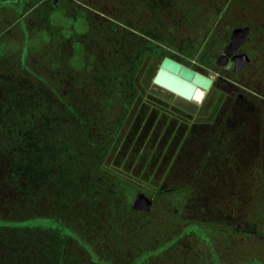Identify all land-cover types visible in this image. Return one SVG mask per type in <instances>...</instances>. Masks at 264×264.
<instances>
[{
    "label": "rangeland",
    "instance_id": "1",
    "mask_svg": "<svg viewBox=\"0 0 264 264\" xmlns=\"http://www.w3.org/2000/svg\"><path fill=\"white\" fill-rule=\"evenodd\" d=\"M142 1L0 0V97L5 99L4 87L11 83L20 93L22 90L30 92L33 88L32 94L35 98L58 99L57 90L47 88V85L48 81L56 85L60 80L64 93L59 100L64 111L62 114L58 111L49 116L45 115L48 123H52L53 127L59 125L58 128H66L71 126L69 120L72 123L76 120L79 125L94 130L95 122L89 121L82 110L72 106L71 101L76 98L68 89L73 87L79 90L78 88L84 87V81L88 83L86 87L91 89L93 80L89 77L91 72L86 70L89 69L86 64L91 61V51L104 53V48L93 46L94 42L103 43L99 39L107 35L114 51L117 37L126 36L132 40L134 37L130 33L138 34L129 29V23L124 21L156 20L148 17V8ZM123 4L126 10H123ZM24 13L26 18L14 21ZM101 22L105 26L102 32L97 30V25ZM106 26L112 27L111 31L105 32ZM134 40L137 41L136 38ZM86 42L89 44L87 48ZM172 54L173 57L165 56L161 59L149 57L142 63L135 78L138 96L134 107L101 163L103 170L111 172L115 181L120 179L126 185L134 186L139 193L152 201L149 212L137 211L144 212L149 217L145 219V214L140 217L135 215L133 218L142 220L143 226L134 227L133 220L125 215L128 208L124 205L127 203L123 207H116L111 188L101 182L100 176H97L99 183L92 190L79 186V205L77 209L74 207L68 211L74 220L81 219L90 228L91 234L73 233L71 230L65 233L69 229L63 230L70 245L75 246L81 253L79 258L67 257V264H149L157 255L160 257L155 264H175L177 260L185 264H194L201 260L210 263L214 260L215 264H223L220 258L215 260L212 255L196 252V247L204 252L205 243L202 240L206 237L203 232H197L190 225H199L204 230L207 225L214 224L240 231L255 230L253 224L245 222V217L257 218L264 210V174L260 172L264 167V121L258 122L250 115L243 122L239 134H232L226 118L231 114L229 108L237 97L236 93L231 95V87L222 81L214 84L218 76L230 78L232 63L210 70L201 66L195 58L182 57L178 51H172ZM166 57L210 80L211 85L204 92L201 101L182 102L176 96L158 90L153 85V79ZM84 58L86 62H82ZM78 69H81V74ZM240 80L244 81L242 78ZM153 89L164 92L171 98L156 95L151 91ZM21 97L19 93L15 96L16 104L21 102ZM144 103H149L148 109L142 106ZM141 113L144 114L141 116ZM159 116L161 121L156 122ZM15 117L20 118L18 114ZM145 119L148 120L143 127L142 122ZM9 123L10 118L2 120L0 135L11 132ZM192 127L196 128L195 132L209 130L210 135L204 132L191 145L185 141V133ZM19 136L24 139L27 132H21ZM59 145L60 143L57 144L58 147ZM4 169L13 171V168L9 170V164L2 157L0 217L8 219L24 215L25 212L18 213V208L15 209V193L8 182L3 181ZM52 170L56 178L51 179V185L63 183L65 168L59 164L55 169H49ZM181 185L192 187L184 194L156 197L159 190L175 189ZM48 190L51 191V188ZM53 198L55 200L56 196L50 195V199ZM171 198L180 202H174L176 199ZM53 219L52 222H59L58 219ZM37 224V221L32 222V226ZM54 224L59 229L57 231L61 232L62 225ZM9 225L1 224L0 228ZM24 227L26 228L20 229V235L16 234V242L22 239L25 232H29V226L24 224ZM166 230L171 234L163 233ZM195 231L198 237L190 235ZM161 234L163 235L159 237ZM228 235L234 236L231 233ZM100 236L107 250L104 255L108 254L103 257L95 251ZM141 236L142 240L138 242ZM258 236L264 240V234ZM225 248L228 250L226 245ZM62 256L59 253L56 258H52L54 264H59L57 262H60Z\"/></svg>",
    "mask_w": 264,
    "mask_h": 264
},
{
    "label": "trees",
    "instance_id": "2",
    "mask_svg": "<svg viewBox=\"0 0 264 264\" xmlns=\"http://www.w3.org/2000/svg\"><path fill=\"white\" fill-rule=\"evenodd\" d=\"M144 2L148 8V17L156 20L124 21L129 23V29L138 33H130L137 41L134 38L129 40L126 36L117 37L114 51L107 35L99 39L103 43L94 42L93 46L104 48L102 50L104 53L91 51V61L86 64V67L89 66L86 70L91 72L89 77L93 80L90 84L91 89L86 87L88 83L85 81L84 87L78 88L79 90L73 87L68 89L76 98L72 99V106L82 110L89 121L95 122L98 130L83 127L76 120L74 123L69 120L71 126L66 128L63 126L58 128L59 125L53 127L52 123H48L45 115L49 116L58 111L62 114L64 111L59 100L64 93L60 80L56 85L48 81L47 85V88L57 90L58 99L35 98L32 94L33 88L30 92L22 90L24 93H20L11 83L4 87L7 92L3 91L5 99L0 97V125L2 120L10 118L8 126L11 132L0 135V149L2 148L0 160L2 157L5 158L9 170L13 168V171L4 169L2 176L3 181H6L4 183L8 182L15 193L13 201L16 202L15 209L18 208L16 211L25 213L8 219L0 217V225L10 224L9 227L0 228V264H52V262L54 264L52 258H56L59 253L63 255L60 262L55 261L59 264H67L65 262L67 257H81L78 249L70 245V241L65 238L63 230L69 229L65 233L73 231L91 234L90 228L88 229L81 219L74 220L68 210L74 207L77 209L79 205L78 187L92 190L99 183L97 176L101 177L103 184H108L111 188L116 207L121 205L123 207L125 202L127 203L124 205L128 208L125 215L133 220L134 227L143 226L142 220L137 221L133 218L135 215L138 214L140 217L141 214H145V219H148V214L132 208L135 197L140 194L139 190L132 185H126L120 179L115 181L111 172L103 170L104 166H101L121 125L134 107L138 96L135 78L147 58L171 57L172 51H178L182 57L195 58L201 66L216 70L215 58L228 44L231 31L247 27L249 33L244 50L249 63L244 69L242 79L250 92L257 90L264 96V0H143L142 3ZM123 10H126L125 5ZM103 27H105L103 22L98 23L97 30L102 32ZM110 28L112 27L106 26L105 32L111 31ZM86 46H89L87 42ZM82 62H86V58ZM78 72L81 74V69H78ZM256 76L260 79L259 86H256ZM151 91L156 95L171 98L164 92L155 89ZM18 93L22 97L21 102L16 104L14 99ZM148 105L149 103H144L142 106L148 109ZM15 114L20 118L17 119ZM143 114L141 113V116ZM160 119L159 116L158 121H161ZM21 132H27L24 139L19 136ZM59 164L65 168L64 182L52 186L51 179L55 180L56 174L54 170L49 169H55ZM260 172L264 174V167ZM49 187L51 191L48 190ZM191 187L181 185L175 189L159 190L156 197L184 194L191 190ZM50 195L56 196V199L51 200ZM173 199L176 198H171ZM174 202L180 201L176 199ZM53 218L59 222H52ZM33 221H37V226H32ZM245 222L253 224L255 230L240 231L215 224L207 225L204 230L199 225L191 224L190 227L194 226L197 232L201 234L203 232L206 237L202 240L205 243L204 252L199 247H196V252L212 255L215 260L220 258L223 264H264V240L258 236L264 234V210L257 218L245 217ZM54 223L62 225L61 232L57 231L59 229ZM24 224L29 226L30 229H27L29 232H25L22 239L16 242V234L20 235V229L26 228ZM196 231L188 235L198 237ZM163 233L171 234L167 230ZM228 233L234 236H229ZM101 236L98 237L95 251L103 257L108 254L104 255L107 250L102 244ZM141 240L142 236L138 242ZM159 257L157 255L156 259L152 258L149 264L153 262L155 264ZM175 264L185 262L177 260ZM194 264H215V261L212 260L210 263L201 260Z\"/></svg>",
    "mask_w": 264,
    "mask_h": 264
},
{
    "label": "water",
    "instance_id": "3",
    "mask_svg": "<svg viewBox=\"0 0 264 264\" xmlns=\"http://www.w3.org/2000/svg\"><path fill=\"white\" fill-rule=\"evenodd\" d=\"M249 28L233 29L229 36V42L226 45L223 55L217 60L218 66H223L228 58L233 63V72L239 70L249 63V58L245 54H236V52L246 43ZM153 85L170 95L176 96L182 102L201 101L204 92L209 88L211 82L209 79L194 73L190 69L182 66L169 58H164L154 79ZM178 99V100H179ZM152 201L144 194H138L132 208L135 211L149 212Z\"/></svg>",
    "mask_w": 264,
    "mask_h": 264
},
{
    "label": "flooded vegetation",
    "instance_id": "4",
    "mask_svg": "<svg viewBox=\"0 0 264 264\" xmlns=\"http://www.w3.org/2000/svg\"><path fill=\"white\" fill-rule=\"evenodd\" d=\"M224 49L215 58V66L217 68L222 67V66H218L217 60L220 56L223 55ZM236 54H245V55L247 54L246 51L244 50V45L236 52ZM228 63H232L230 58H228L227 61H224V65ZM245 67L246 65L242 67L239 70V72L234 73L233 63H232V72H231L230 78H224L222 76H218L216 83H214L215 85H217V83H221L222 81L226 86L231 87V90H232V92H230L231 95L236 93L237 97L235 101L232 103L231 107L229 108V110L231 111V114L226 118V124H228L230 128H233V130H230L232 134H239L238 132H240L239 129L242 127L243 122L249 119L250 115H252L254 119H257L258 122L260 120L264 121V103H263L264 96H262L260 92L257 90L250 92L245 86V84L243 82H240L241 81L240 79L243 78L242 76H243ZM255 79H256V86H259L260 84L259 77L256 76ZM234 112H236V114ZM149 115L150 113L148 114V116ZM222 115L224 114L222 113ZM232 115H234V117ZM147 120L148 119H145L142 122L143 127H145L144 124L146 125ZM156 122H158V117L156 119ZM195 131H197L196 128L192 127V129H190L189 131L185 133V141H188L191 145L195 143L194 141L196 140V137L201 138L204 132H207L208 135H210L209 130H206V131L200 130L198 132H195ZM195 133H197V135ZM212 133H215V132L212 131Z\"/></svg>",
    "mask_w": 264,
    "mask_h": 264
},
{
    "label": "crops",
    "instance_id": "5",
    "mask_svg": "<svg viewBox=\"0 0 264 264\" xmlns=\"http://www.w3.org/2000/svg\"><path fill=\"white\" fill-rule=\"evenodd\" d=\"M41 1H45V0H41ZM54 4H55V6L57 5L56 2H54ZM28 15H29V14H28ZM26 17H27V15H26V13H24V15L22 14L21 16L16 17L14 21L19 20V18H20V20H21L22 18H26Z\"/></svg>",
    "mask_w": 264,
    "mask_h": 264
}]
</instances>
